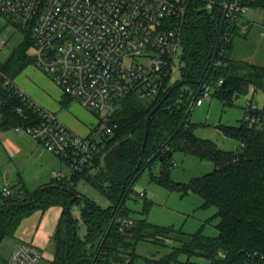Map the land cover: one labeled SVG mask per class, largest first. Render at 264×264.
<instances>
[{"label": "trees", "instance_id": "16d2710c", "mask_svg": "<svg viewBox=\"0 0 264 264\" xmlns=\"http://www.w3.org/2000/svg\"><path fill=\"white\" fill-rule=\"evenodd\" d=\"M227 1L191 2L181 38V80L172 83L169 78L164 91L149 101H140L135 96L125 99L112 116L114 129L105 147L88 166L71 174L69 179L62 182L53 179L51 184L34 192L22 187V198L14 197L13 193L10 199L0 200V245L6 238L15 239L25 219L57 206L63 213L53 236L54 258L46 264H135L140 243L166 247L169 246L166 240L180 246L161 258H145V264H247L255 255L264 257V126L251 125L243 119L239 126L221 127L225 137L240 143L237 151L229 152L219 149L211 140L198 138L190 122L191 106L208 79L212 51L218 43L225 14L223 4ZM247 24L250 23L232 29L222 55L217 56L220 65L211 72L215 81L223 82L212 94L225 107L233 106L251 86L264 93V66L233 58L234 39ZM26 34L33 43L31 34ZM34 62L35 58L26 57L24 47L0 68L15 80ZM0 100L4 102L0 108V131L40 123L38 112L1 87ZM70 101L72 99L66 97L63 104ZM18 108L22 109L21 114L17 113ZM258 114L264 120V104ZM179 152L212 162L214 171L194 179L189 185H174L170 173L175 165L174 156ZM157 162L162 167L160 174L152 173V182L179 189L185 195L197 194L204 201L202 208H216V237L206 236L203 229L187 234L130 217L126 201L134 192L131 184ZM80 181L96 189L110 206L102 208L80 194L76 190ZM78 205H84L81 209L84 236L80 235V224L72 214V209ZM151 205L152 202L146 201L144 210ZM129 221L133 225H123ZM112 224L111 233L102 246ZM181 256L187 257V261L182 262ZM192 259L202 261L192 262Z\"/></svg>", "mask_w": 264, "mask_h": 264}, {"label": "built area", "instance_id": "2783aa9c", "mask_svg": "<svg viewBox=\"0 0 264 264\" xmlns=\"http://www.w3.org/2000/svg\"><path fill=\"white\" fill-rule=\"evenodd\" d=\"M192 1L0 0V14L31 34L35 64L52 77L65 96L103 116L98 128L81 137L29 98L0 68V87L20 98L41 118L36 126L13 130L59 157L71 174L82 171L105 147L114 129L112 116L123 101L130 96L140 101L154 99L164 91L166 81L173 79L181 60L182 31ZM223 8L226 18L212 51L213 69L220 65L217 56L222 55L232 29L248 21L246 16L251 9H264V0H228ZM222 83L210 74L192 110L202 106L203 99ZM3 105L0 100V108ZM17 113L21 114L22 109L18 108ZM244 120L264 126L258 108L251 102L247 104ZM52 178L62 182L70 176L53 171ZM12 195V186L4 180L1 197L8 200ZM140 197L145 198V193H140ZM123 225L130 227L133 223ZM41 260V252L24 243L13 250L9 261L0 264H40ZM247 264H264V257L255 255Z\"/></svg>", "mask_w": 264, "mask_h": 264}, {"label": "rangeland", "instance_id": "374dc122", "mask_svg": "<svg viewBox=\"0 0 264 264\" xmlns=\"http://www.w3.org/2000/svg\"><path fill=\"white\" fill-rule=\"evenodd\" d=\"M246 19L248 20L247 22L245 21L246 23L250 21V27L243 28L241 34L235 37L233 58L238 61L264 66V9H251ZM24 47L26 48V57L33 60L36 50L28 35L14 22L0 14V66L6 65L12 56ZM180 68L181 62L173 74L172 83L181 80ZM14 82L18 87H21V85L28 87L36 96L38 95L41 99H44L47 105L38 101L43 105V108L53 113L70 130L81 137L87 136L101 124L103 116L86 109L77 100L71 101L67 106L62 105L60 102L64 97L63 91L56 85L52 77L39 68L35 62L22 70L16 76ZM203 100V105L196 107L190 116V122L194 126L195 135L200 139L213 141L221 150L234 152L238 150L240 143L235 139L225 137L220 128L239 126L244 119L247 104L250 102L258 109H262L264 93L260 90H255L251 86L249 92L235 100L233 106L226 107L213 94ZM53 103L56 104L58 109H52V111L47 109L49 105H54ZM103 128L104 125L99 130L102 131ZM12 134H15V136L19 135L16 132ZM174 160L175 165L170 173L171 183L174 185H189L194 179L209 174L215 169V165L212 162H203L180 152L175 154ZM20 166V161H11L7 158L0 145V194L4 187V179L7 177V181L13 188L14 197L20 196L18 188L22 189V187L19 184L17 176L18 172L20 174L22 172ZM24 167H27V165ZM161 167V163H155L151 168L145 170L134 184V192L126 201V207L130 210V217L133 220L146 219L157 226L171 227L176 230H182L187 234H193L203 229V233L206 236L216 237L218 235V231L215 228L217 220L214 218L217 212L216 208H202L204 201L197 194L189 193L185 195L179 189L172 190L166 186L152 182V173L160 174ZM27 168L25 183L31 189L36 176V169L33 166ZM51 168L44 167L40 174H43L44 178L49 179L52 177L53 172ZM59 168L61 169L57 171H67L68 175L70 174V170L64 164L62 167L59 165ZM76 190L102 208L106 209L110 206V202L104 196L84 181L76 184ZM140 193H145L146 198H141ZM0 200L3 201L1 196ZM146 201L152 202V205L147 210H144ZM83 206L78 205L72 209L73 216L80 224L81 236H84L86 233L81 220V209ZM48 217L46 215L44 219ZM37 219L39 220V216H34L28 222L30 226ZM165 243L169 246H156L147 242L140 243L136 250L138 258H136L135 264H145V258L147 257L161 258L169 254L173 248L180 246L175 241L166 240ZM20 244L24 243L19 242L17 238H6L0 245V263L9 261L13 250ZM44 252L41 254L42 260L40 264L48 262L49 256L47 255L49 254V250L45 249ZM50 254H54L53 250ZM1 259H4V261ZM180 260L186 262L187 257L181 256ZM201 261L199 259H192V262Z\"/></svg>", "mask_w": 264, "mask_h": 264}, {"label": "crops", "instance_id": "0c3cea01", "mask_svg": "<svg viewBox=\"0 0 264 264\" xmlns=\"http://www.w3.org/2000/svg\"><path fill=\"white\" fill-rule=\"evenodd\" d=\"M20 88L25 92L27 96H29V98H31L42 108L43 105H41L38 101H41L44 105H47L44 99H41L38 95L36 96L34 92H31L28 87L21 85ZM66 97L67 96L64 95V97L61 99L60 103L62 105H64L63 102ZM70 102L67 105H69ZM47 109H50L52 111V109H58V107L56 106V104H54L49 105ZM13 132L15 133L13 129L8 131H0V145L2 146L3 152L6 154L7 158H9L11 161H20L21 163L20 169L22 172L21 174L20 172H18L17 174L20 186L24 187L29 192H34L46 185L51 184L53 178H44L43 174H40L42 173L41 171L44 169V167H52L51 169H53V171H55V169L57 171L61 169L59 168V165L62 167L63 164L65 166L66 164L59 157L49 153L41 144H39L32 138L28 136L24 137V135L21 136L22 134H19L21 137H17L19 135L15 136V134H12ZM25 165H27V167L33 166L36 169V176L32 184L33 187L31 189H29L28 186H26L27 184L25 183V173H27L28 169L27 167H24ZM62 173H64L66 176H71V172H69V175L67 171H63ZM4 180H8L7 177ZM18 189V193L20 194L19 198H22L23 192H20V188ZM62 213L63 209L57 206L51 207L46 212H36L21 223L15 233V238H17L21 243L31 244L35 246L41 252V254L45 253V249H48L49 254L47 256H49V258L47 260L52 261L54 258V254L51 255L50 252H52L53 250V236L55 234ZM46 215L49 217L47 219H44L46 218ZM34 216H39V220L37 219V221H35V223H31L30 226L28 222H30V220H32ZM44 236L47 237V239H45Z\"/></svg>", "mask_w": 264, "mask_h": 264}, {"label": "water", "instance_id": "95a60500", "mask_svg": "<svg viewBox=\"0 0 264 264\" xmlns=\"http://www.w3.org/2000/svg\"><path fill=\"white\" fill-rule=\"evenodd\" d=\"M225 18H226V17L224 16V17H223V20H222V23H221V26H220L219 39H220V36H221V32H222V28H223V25H224V22H225ZM218 41H219V40H218ZM212 56H213L212 64H211V66L209 67V71H208V74H207L206 78H208V77L210 76V74H211V72H212V69H213V60H214V56H215V55L212 53ZM210 57H211V55H210ZM201 88H202V85H201V87H200V89H199V91H198V93H197V96L200 94V92H201ZM149 118H150V117H149ZM184 123H185V121L182 122V124L180 125L179 129L184 125ZM146 138H147V135L145 136V140H144V143H143V148H142L141 153H140L141 155H142L143 152H144V148H145V144H146ZM154 158H155V157H153L149 162H152V161L154 160ZM140 175H141V173L139 174V176H140ZM139 176L135 178V180H134L133 183L131 184L130 189H131V188L133 187V185L136 183V181L138 180ZM77 197H78V196H77ZM113 222H114V221H113ZM112 227H113V224L111 225L109 231L107 232V234H106V236H105V238H104V240H103L102 246L105 244L106 240L108 239V237H109V235H110V233H111Z\"/></svg>", "mask_w": 264, "mask_h": 264}]
</instances>
